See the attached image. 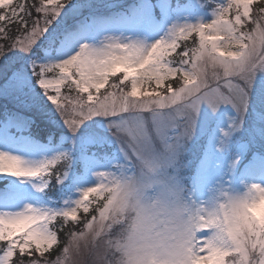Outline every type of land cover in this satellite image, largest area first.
Instances as JSON below:
<instances>
[{
	"label": "snow or ice",
	"instance_id": "obj_1",
	"mask_svg": "<svg viewBox=\"0 0 264 264\" xmlns=\"http://www.w3.org/2000/svg\"><path fill=\"white\" fill-rule=\"evenodd\" d=\"M91 7L90 0H0V89L27 90L30 67L35 84L73 132L104 117L138 156L155 153L156 141L163 151L143 159V176L98 173L101 181L85 189L68 210L28 205L22 211L0 212V264H111L123 224L113 223V216L123 205L126 181L138 188L143 205L137 222L140 246L127 249L133 264H153L154 252L163 253L164 264H264V228L248 212L264 196V185H253L252 195L221 190L223 209L212 217L204 214L199 236L205 239H198L176 211L184 194L172 175L181 145L195 134L201 105L216 111L232 104L240 111L257 74L264 72V0H227L211 22L173 25L167 38L151 44L109 34V28L88 14ZM210 37L217 39L209 43ZM225 41L241 58L223 76H197L212 45ZM41 50L57 56L40 62L35 57ZM16 56L21 59L14 60ZM118 73L122 78L112 80ZM181 80L184 87L178 88ZM65 158L58 155L30 166L0 151V174L50 177ZM161 168L168 169L167 177L154 175ZM71 222L83 227L73 231Z\"/></svg>",
	"mask_w": 264,
	"mask_h": 264
},
{
	"label": "rangeland",
	"instance_id": "obj_2",
	"mask_svg": "<svg viewBox=\"0 0 264 264\" xmlns=\"http://www.w3.org/2000/svg\"><path fill=\"white\" fill-rule=\"evenodd\" d=\"M90 3L88 14L96 18L99 26L109 28V34L151 44L167 38L173 25L211 22L215 11L227 0H90ZM195 39L198 43V36ZM192 43L190 38L187 44ZM56 56V52L41 50L35 58L47 62ZM30 73L29 67L26 75L31 84L27 90H12L8 85L0 89V151L19 156L30 166L58 155L66 158L50 177L0 174V212H18L28 205L42 211L68 210L76 206L85 189L101 181L98 173L143 176L146 171L143 159L163 151L162 143L156 141L155 153L138 156L114 135L116 129L110 128L111 121L104 117L89 120L73 132L56 106L43 96ZM119 78L122 73L112 80ZM37 130L48 136L38 138ZM251 143L261 149H251ZM257 165L260 171L255 176L249 168ZM168 174L166 168L154 173L163 177ZM172 175L198 203H210L221 190L239 195L253 183L264 185V72L257 74L240 111L232 104H222L216 111L207 104L201 105L195 134L181 145L178 166ZM57 226L60 227L59 222ZM82 227V222H71L73 231ZM67 235L64 232L63 237ZM82 243L86 246L87 240Z\"/></svg>",
	"mask_w": 264,
	"mask_h": 264
},
{
	"label": "clouds",
	"instance_id": "obj_3",
	"mask_svg": "<svg viewBox=\"0 0 264 264\" xmlns=\"http://www.w3.org/2000/svg\"><path fill=\"white\" fill-rule=\"evenodd\" d=\"M216 39L217 37H210L209 43ZM241 56V53L233 52L229 49L228 41H225L222 46L214 43L211 51L202 61L196 75L200 78H203L205 75L209 77L215 75L223 76L226 68L230 66L231 62L240 59ZM194 80L195 77L193 78V82ZM184 83L185 81L181 80L177 87H184ZM191 139L192 137H189L187 140ZM148 170L154 171L151 166H148ZM253 185L258 184H251L244 194L239 195L255 194ZM182 193L184 195L181 197L176 211L186 228L194 230L198 239H205V237L199 236L201 222L205 220L204 214L212 217L218 210L223 209V204L220 202L221 192L220 195L210 203H198L196 200L192 199L190 195L185 193L184 188H182ZM142 207L141 195L138 188L132 181H126L124 184L123 205L117 207L113 216V223L123 221V224L119 228L115 238L116 243L114 247L117 249V255L112 259L111 264H133L132 258L128 256L127 249L129 246H140L137 235V222L141 215ZM248 212L251 213V219L257 221L261 228H264V196H261L258 202L252 204L248 208ZM204 228L206 230L207 226L204 225ZM211 234L212 233H209V235ZM162 256V252H154L152 255L153 264H164L161 259Z\"/></svg>",
	"mask_w": 264,
	"mask_h": 264
},
{
	"label": "trees",
	"instance_id": "obj_4",
	"mask_svg": "<svg viewBox=\"0 0 264 264\" xmlns=\"http://www.w3.org/2000/svg\"><path fill=\"white\" fill-rule=\"evenodd\" d=\"M18 2H15V3H20V2H23V0H17ZM28 3H32V0H28ZM2 23V22H0ZM5 27H7L9 29V31H15V28L11 25H5ZM40 53V52H39ZM37 133V137L39 138H45L48 136V133H46L45 131H35ZM58 227V226H57ZM65 227L67 228L68 227V223L66 222L65 223ZM59 228V227H58Z\"/></svg>",
	"mask_w": 264,
	"mask_h": 264
},
{
	"label": "bare ground",
	"instance_id": "obj_5",
	"mask_svg": "<svg viewBox=\"0 0 264 264\" xmlns=\"http://www.w3.org/2000/svg\"><path fill=\"white\" fill-rule=\"evenodd\" d=\"M249 169H250V172L252 175L257 176V173L260 171V166L258 167V165H257L256 167L249 168Z\"/></svg>",
	"mask_w": 264,
	"mask_h": 264
}]
</instances>
